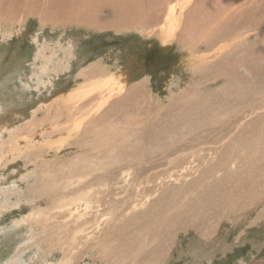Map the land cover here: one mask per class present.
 <instances>
[{"label":"rangeland","instance_id":"374dc122","mask_svg":"<svg viewBox=\"0 0 264 264\" xmlns=\"http://www.w3.org/2000/svg\"><path fill=\"white\" fill-rule=\"evenodd\" d=\"M179 1L0 0V129L38 123L19 131L18 145L38 148L32 157L39 170L76 150L67 131L45 135L53 122L45 110L62 103L55 126L71 116L79 140L78 133L101 126L95 145L85 138L76 144L116 153L106 203L93 201L90 210H100L102 220L92 240L109 238L116 255L133 245L121 264H264V0H184L181 10ZM29 137L36 144L25 149ZM213 150L221 160L211 164L203 157ZM7 152L0 264H119L113 253L97 257L87 248L93 243L72 244L56 227L61 210L52 208L71 190H38L36 199L27 186L32 176L19 178L34 164L25 153L11 160ZM186 168L192 177L179 175ZM120 170L138 185L122 180ZM169 171L173 181L157 179L154 189L163 191L166 179L179 188L166 191L163 208L152 205L148 217L118 228L120 214L130 216L125 209L144 202L146 188ZM34 215L38 221H28Z\"/></svg>","mask_w":264,"mask_h":264},{"label":"bare ground","instance_id":"6f19581e","mask_svg":"<svg viewBox=\"0 0 264 264\" xmlns=\"http://www.w3.org/2000/svg\"><path fill=\"white\" fill-rule=\"evenodd\" d=\"M183 1L184 0H180L178 3L180 5L179 6L180 10L183 7ZM173 10H174V8L171 7V9L169 10L168 13L172 12ZM166 19H168V18H166ZM54 107L55 108L52 111L45 110L46 117H52L51 119H53V122L51 120L52 125L49 128L51 131L46 130L47 132L45 133V135L52 137L53 135L56 134V132H59V130L67 131L68 134L64 137L66 139L69 137L68 145H71V144L74 145L75 144V146H76V150L73 152V157L71 158V156H72L71 155L68 159H66L65 161H61V162L57 163L53 167H51V165H48L47 162H45L41 165V167L38 170V164L34 163V160L32 157V155H34V157L36 158V156L38 154V148H33L32 150H26V152H22L19 148V145H18L19 140L21 139L19 131L22 128L36 129L38 127V123L35 122L34 120H31V121L27 122L26 124H24L22 126V128L17 127V128L7 130L8 129L7 127L6 128L3 127L2 130L0 129L1 130L0 131V165L6 163V161L9 158V156L7 155V153H8L7 148H9V150H10L9 154H10L11 160H13L14 158H17L19 156L24 157V155H25V158L30 159L31 161L30 160L29 161L34 164L32 170L30 171L29 174L25 173L26 174L25 176L20 175L19 178H20V180H25V179H28V177L32 176L33 182L31 184H28L27 186L30 187L28 189H31L36 194V199L38 198V190H41L43 193L60 190V193H62L63 189L69 188L71 190V192L67 191L66 197H63L64 195H62L61 197H59L58 199H56L54 201L56 203L53 202V205H52L53 209H60L61 211H62V209H64L66 211V214L64 216H62L63 214H61V211L57 213V215H59L61 218H63L62 219L63 221L57 222L56 227L61 228V230L67 231L68 237H69V234L71 235L70 238L72 240V244L79 242L81 240H84L85 243H89V242H90V244L93 243V245H90L87 248L94 250L95 255L97 257H101L103 255H107L106 257H108L107 253H113L116 255L115 246L112 244V241L109 240V238L106 239L103 236L100 238V241L95 240L96 241L95 242L94 240H92V238L94 236L93 233H95V231H99L101 229V223H102L101 221L102 220L98 216H96V213L98 211L100 212V210H97V212H95V213H92V211L97 209L96 207H94L95 209L90 210V207L92 206L91 203L93 201L98 202V200H100V201L102 200L106 203V201L103 198L105 195L104 189L108 186L109 180L111 178L110 176L108 177L106 175L109 173L111 166L115 165L114 163H112V159L116 158V153H114L112 151L111 147H109L107 155L101 156L99 153H98V155H96L95 153H90L89 151H86L85 145H77L76 143L79 144L80 141H84V138H85L86 142H88L92 145H95L96 141H98L103 135V130H102L101 126L94 127L92 130L86 132L85 136H84V133H78L77 135H79L81 137L80 140H79V138H76V135L73 138L72 135H74V128H73V125L69 123L71 116H68L65 121H63L62 123L59 124V126H55V122H56V120H58L62 116V111H63L65 106L62 103H58ZM79 112H80V110H79ZM55 113H57L58 115L55 116L54 115ZM47 114H49L51 116H48ZM83 114H85V112ZM113 129H114V127L111 124L105 125V132L107 135H110L111 132L113 131ZM5 130H7V132H5ZM5 133H7V137H4ZM237 142L238 141H236V143ZM25 144H26V148L25 147L24 148L30 149V148L34 147L36 143H34V141H32L31 137H29V138H26ZM260 146L262 148V145H260ZM241 147H243V146L241 145ZM92 148H93V152H94V149L96 150V147L93 146ZM227 152H228V150H227ZM258 152H260V150ZM23 153H25V154L23 155ZM216 154H217V151L215 152L213 150L211 153L204 155L203 158L206 159V157H207V159H209V161L211 159L210 163L213 164L214 162L221 160V158L219 157V155H221V152H219L217 155ZM227 154L233 155L230 152H228ZM104 157H107L109 159H107V161L106 160L103 161ZM126 157H128V156H126ZM210 163L208 162V164H210ZM199 167H200V164L193 167V169L196 171V170H198ZM210 167H212V166H210ZM3 168H4V166H3ZM191 169L192 168H186V169H184L186 172L184 173L183 171H181L179 175H183L184 177L191 175V177H192L193 173L191 172ZM201 169H202V165H201ZM120 171L122 172V174L120 175L122 180H128L129 182L132 181L131 184H133V186L138 185L136 182H134V178L131 177L130 174H132V173L130 171H128V170H127L128 172L126 170H120ZM173 172H174V170H173ZM205 172H208V171H205ZM205 172L203 171V173H205ZM94 174H97V175L102 176V177H98V178H94V179H90V178L87 179L88 176L90 177ZM110 174L112 175L111 171H110ZM174 175H175V173H172V171H169L166 175L157 176V178L152 182L155 183V181L157 179L162 181V179L164 177H167V176L170 177L169 181H173ZM196 175H198V174H196ZM202 176H203V174H202ZM179 179H180V177H179ZM30 181L31 180H29L28 182H30ZM166 181H167V179H166ZM166 181L165 180L163 181V185H162L163 191L162 190L159 191L157 188L154 189V187H156L157 182L155 183V185H154V183L153 184L150 183L151 185H149L146 188V190H148V191L144 193L145 194L144 195L145 201L141 202V203L136 202V203L130 204L125 210H128L131 213V215L130 216H129V214L127 215L126 212H125V214H120L121 217H125V219H123L119 223H117L116 226L118 225V228H121L122 226L127 225L130 221H138L139 222V221L145 219L146 217H148V214L150 212V208L152 205H154L156 209L159 207H161V209H162L163 205L169 199V196H167V195H169V192H166V191L172 187H176L175 189L179 188L178 185L172 184L173 182L168 183ZM28 182H26V183H28ZM116 182H117V179H116ZM118 182H120V181L118 180ZM164 182H166V183H164ZM175 183L177 184V182H175ZM181 184H183V183H181ZM158 185H159V182H158ZM184 185H183V187H184ZM177 186H178V188H177ZM144 189H145V187H144ZM172 192L173 191H171L170 193H172ZM17 193H19L20 195L25 194L23 190H19ZM12 194H14V193H12ZM154 198H156V200L151 205L149 204L150 207L148 209H145L146 208L145 203L147 202V204H148ZM261 198H263V197H261ZM79 207H81V208L78 209ZM115 208L116 207H114L113 210ZM53 215H54V213H50L48 218H51ZM120 215H117V216L113 215V220L114 221L118 220ZM36 216H38V212H37ZM36 216L34 215V217L32 216L31 218H28V221H32V220L38 221V217H36ZM99 216H101V215H99ZM130 227H132V226H130ZM107 231H109V230H107ZM128 231L131 232L129 229H128ZM102 232H104V231H102ZM99 234H101V233H99ZM55 235L57 236V234H55ZM105 236H107V235H105ZM97 237H99V236H97ZM121 242H123V241H121ZM124 242L126 243L127 241H124ZM213 244H214V242H213ZM38 245H40V244H38ZM61 249H63V247H61ZM195 251H196V253L200 252L199 249H195ZM133 253H134V250H133L132 244L131 245H123L122 249L117 252L116 261L119 264H121L123 262V260H125L126 257L131 256Z\"/></svg>","mask_w":264,"mask_h":264}]
</instances>
